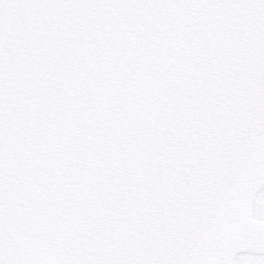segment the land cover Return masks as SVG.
<instances>
[{
  "label": "snow or ice",
  "instance_id": "snow-or-ice-1",
  "mask_svg": "<svg viewBox=\"0 0 264 264\" xmlns=\"http://www.w3.org/2000/svg\"><path fill=\"white\" fill-rule=\"evenodd\" d=\"M0 264H264V0H0Z\"/></svg>",
  "mask_w": 264,
  "mask_h": 264
}]
</instances>
